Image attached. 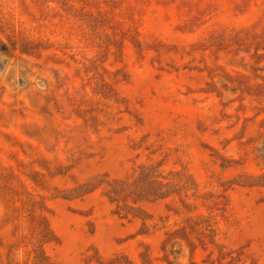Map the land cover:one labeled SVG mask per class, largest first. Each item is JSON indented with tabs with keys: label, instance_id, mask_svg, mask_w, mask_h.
<instances>
[{
	"label": "rangeland",
	"instance_id": "374dc122",
	"mask_svg": "<svg viewBox=\"0 0 264 264\" xmlns=\"http://www.w3.org/2000/svg\"><path fill=\"white\" fill-rule=\"evenodd\" d=\"M0 264H264V0H0Z\"/></svg>",
	"mask_w": 264,
	"mask_h": 264
}]
</instances>
